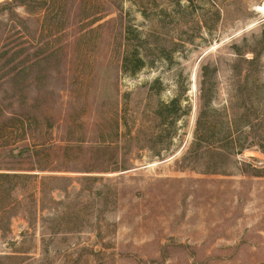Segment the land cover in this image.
I'll list each match as a JSON object with an SVG mask.
<instances>
[{
    "label": "rangeland",
    "instance_id": "rangeland-1",
    "mask_svg": "<svg viewBox=\"0 0 264 264\" xmlns=\"http://www.w3.org/2000/svg\"><path fill=\"white\" fill-rule=\"evenodd\" d=\"M263 3L0 0V264H264Z\"/></svg>",
    "mask_w": 264,
    "mask_h": 264
},
{
    "label": "trees",
    "instance_id": "trees-1",
    "mask_svg": "<svg viewBox=\"0 0 264 264\" xmlns=\"http://www.w3.org/2000/svg\"><path fill=\"white\" fill-rule=\"evenodd\" d=\"M136 60L139 63H143L141 58L137 57ZM126 62H127V59L124 56V58H123L124 70L126 67ZM139 67L140 66H135V68L131 69L130 72L133 73ZM178 103H179L178 98L175 97V98L171 99L168 103L163 105V107L167 110L166 115L163 114L164 118H166V119L169 118V120H171V122H172L175 120V118H177L179 116L178 112L176 111ZM201 113H202V110H200V112L197 116V119H196V127H195V133H194L195 134L194 137L196 139V142H200L199 141L200 139L198 138V130H199V124H200V119H201ZM33 175L35 176L37 174H29V173H22V172H16V171L0 172V178H2V179H7V178H25L26 179V178L31 177ZM15 187H13L12 189H14Z\"/></svg>",
    "mask_w": 264,
    "mask_h": 264
},
{
    "label": "bare ground",
    "instance_id": "bare-ground-1",
    "mask_svg": "<svg viewBox=\"0 0 264 264\" xmlns=\"http://www.w3.org/2000/svg\"><path fill=\"white\" fill-rule=\"evenodd\" d=\"M258 8L264 12V3L261 6H259Z\"/></svg>",
    "mask_w": 264,
    "mask_h": 264
}]
</instances>
